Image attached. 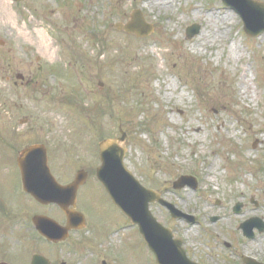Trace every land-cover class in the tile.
I'll use <instances>...</instances> for the list:
<instances>
[{
    "label": "rangeland",
    "instance_id": "374dc122",
    "mask_svg": "<svg viewBox=\"0 0 264 264\" xmlns=\"http://www.w3.org/2000/svg\"><path fill=\"white\" fill-rule=\"evenodd\" d=\"M170 1L150 9L145 0H0V177L34 143L66 180L94 170L100 140L118 137L121 126L135 178L196 218L172 221L150 206L189 259L264 264V231L247 240L239 230L252 217L264 223V33L248 38L220 0ZM136 9L154 27L144 39L113 29ZM217 17L228 21L214 25ZM191 25L200 31L186 40ZM181 176L195 178L196 189L173 190ZM93 182L80 203L91 228L72 234L62 254L48 253L53 264H154L137 228ZM97 229L106 236L99 242Z\"/></svg>",
    "mask_w": 264,
    "mask_h": 264
},
{
    "label": "water",
    "instance_id": "95a60500",
    "mask_svg": "<svg viewBox=\"0 0 264 264\" xmlns=\"http://www.w3.org/2000/svg\"><path fill=\"white\" fill-rule=\"evenodd\" d=\"M14 2H21L23 0H13ZM222 3L235 12L243 25V31L248 37L258 38L264 33V4L253 0H222ZM119 31L135 34L138 37L148 36L152 31V27L147 26L139 12H134L131 16V22L126 25H115ZM200 27L194 25L187 29L186 36L188 39L196 36L199 33ZM125 135L115 141H106L100 144V160L101 165L97 170V178L109 195L113 204L131 221V223L138 227L139 234L146 247L154 255L155 264H197L190 261L182 248V241L175 239L169 229L162 227L150 214L148 207L150 203L158 202L165 206L172 219H183L189 223L194 220L178 211L171 205L161 201L159 195L153 191L143 188L132 173L127 170L123 164L125 149L121 146ZM20 170L22 180L26 189L34 195L37 199H52L53 202L58 199L64 201L62 208L65 209V214L71 224L75 219L73 214L66 210V207L73 202L75 192L78 186L85 180V174L79 173L73 184L66 188H61L59 191H53L46 188L49 171L46 165L45 150L39 146L31 147L25 150L19 157ZM24 161H28L25 164ZM37 162L34 165L31 162ZM39 169L42 171V178L39 180L43 183V188L35 189V178L31 170ZM34 174V173H33ZM50 177V175H49ZM48 179V180H47ZM194 181L189 177H181L174 184V189H182L185 186L195 188ZM56 188V187H54ZM58 189V188H56ZM63 196V198L61 197ZM240 205L238 204L234 212L238 213ZM81 219V218H80ZM79 219L80 227L83 222ZM37 229L48 237L50 240H59L66 236V233L58 230L53 223L48 222L44 224L41 220H35ZM43 229V230H42ZM240 229L243 235L252 239L253 229H257L259 233L264 231V225L258 219H250L244 222ZM64 236V237H63ZM39 260V262H38ZM35 263H41L40 259H35ZM243 264H258L252 259L243 258Z\"/></svg>",
    "mask_w": 264,
    "mask_h": 264
},
{
    "label": "flooded vegetation",
    "instance_id": "af4514ba",
    "mask_svg": "<svg viewBox=\"0 0 264 264\" xmlns=\"http://www.w3.org/2000/svg\"><path fill=\"white\" fill-rule=\"evenodd\" d=\"M50 71L54 73L53 69ZM20 80L23 82L24 78ZM31 82L32 79L30 78L26 84L29 85ZM54 163L53 159L47 161L51 175L60 185L71 182L79 171L72 174L69 172L70 179L66 180V170L62 169V172L58 173ZM5 167L8 169L2 171L3 175L0 177V263L31 264L34 256H41L47 259L49 264H53L49 254L51 256H53L52 253L57 254V256L62 254L60 248L63 247L64 243L54 245L43 239L34 228L33 218L36 216L54 217L56 219H53L63 226L65 223L64 216L56 205H41L24 192L16 160L11 161V164ZM81 170L86 172L87 180L85 185L79 188L74 211H78L81 192L88 188L89 182L93 180L96 185V168L94 170ZM19 201H25L27 207H23ZM73 234L79 235L80 232Z\"/></svg>",
    "mask_w": 264,
    "mask_h": 264
},
{
    "label": "bare ground",
    "instance_id": "6f19581e",
    "mask_svg": "<svg viewBox=\"0 0 264 264\" xmlns=\"http://www.w3.org/2000/svg\"><path fill=\"white\" fill-rule=\"evenodd\" d=\"M145 1H146L145 2L146 6L150 9L158 8V7L159 8H171V6H172V3L170 0H145ZM119 12H120L119 13L120 15L125 16L123 9H120ZM196 16L199 17L198 14ZM208 16H210V19H212L214 17L212 13H208ZM211 21L214 23V25H219V24L224 25L225 21H228V20L226 18L223 19V17L222 18L217 17L215 20H211ZM205 34H207V33H205ZM45 50H47V49H45ZM243 89H244V87H243Z\"/></svg>",
    "mask_w": 264,
    "mask_h": 264
},
{
    "label": "trees",
    "instance_id": "16d2710c",
    "mask_svg": "<svg viewBox=\"0 0 264 264\" xmlns=\"http://www.w3.org/2000/svg\"><path fill=\"white\" fill-rule=\"evenodd\" d=\"M121 63H122V62H121ZM112 64H113V65H116L117 62L113 61ZM123 78H124V77H123ZM122 93H123V92H122ZM143 98H144V97H141V98H139V99H143Z\"/></svg>",
    "mask_w": 264,
    "mask_h": 264
}]
</instances>
